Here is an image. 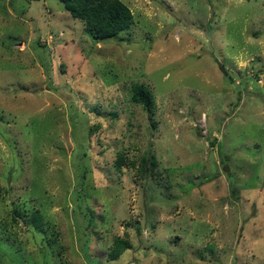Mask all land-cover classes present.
I'll return each instance as SVG.
<instances>
[{"label":"rangeland","instance_id":"374dc122","mask_svg":"<svg viewBox=\"0 0 264 264\" xmlns=\"http://www.w3.org/2000/svg\"><path fill=\"white\" fill-rule=\"evenodd\" d=\"M123 1L0 0V264H264V0Z\"/></svg>","mask_w":264,"mask_h":264},{"label":"trees","instance_id":"16d2710c","mask_svg":"<svg viewBox=\"0 0 264 264\" xmlns=\"http://www.w3.org/2000/svg\"><path fill=\"white\" fill-rule=\"evenodd\" d=\"M64 8L75 18L82 20L84 29L99 40H107L129 30L135 22L131 8L123 0H58ZM132 100L142 104L149 112H153L154 98L151 90L144 84L136 83L132 88ZM127 164L123 153L119 154L115 165L121 169ZM155 164V162H154ZM143 169L148 170L146 159L143 160ZM17 213V212H16ZM18 214V213H17ZM92 221V220H91ZM30 222L38 229H42L43 218L39 210L30 216ZM87 243H90L87 240ZM131 248L126 238H115L110 259L116 260Z\"/></svg>","mask_w":264,"mask_h":264},{"label":"water","instance_id":"95a60500","mask_svg":"<svg viewBox=\"0 0 264 264\" xmlns=\"http://www.w3.org/2000/svg\"><path fill=\"white\" fill-rule=\"evenodd\" d=\"M222 71L225 73V74H227V72L225 71V69L222 67Z\"/></svg>","mask_w":264,"mask_h":264}]
</instances>
